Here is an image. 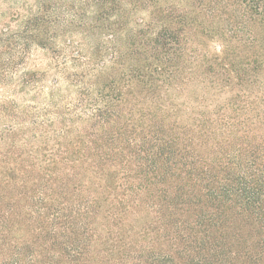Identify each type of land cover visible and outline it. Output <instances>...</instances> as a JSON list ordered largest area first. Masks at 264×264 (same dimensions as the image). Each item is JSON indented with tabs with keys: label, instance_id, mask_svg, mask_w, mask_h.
I'll list each match as a JSON object with an SVG mask.
<instances>
[{
	"label": "trees",
	"instance_id": "trees-1",
	"mask_svg": "<svg viewBox=\"0 0 264 264\" xmlns=\"http://www.w3.org/2000/svg\"><path fill=\"white\" fill-rule=\"evenodd\" d=\"M108 1L0 0V166L18 171L0 177V264H264V138L249 136L253 118L264 125V0H189L199 6L181 19L166 8L160 28L128 10L123 29L125 4ZM197 19L217 28L209 41L249 29L258 70L234 73L225 44L200 73L185 45ZM180 73L235 92L230 106L165 123ZM66 124L81 125L82 210L70 158L48 152L42 170L9 160L16 130Z\"/></svg>",
	"mask_w": 264,
	"mask_h": 264
},
{
	"label": "rangeland",
	"instance_id": "rangeland-1",
	"mask_svg": "<svg viewBox=\"0 0 264 264\" xmlns=\"http://www.w3.org/2000/svg\"><path fill=\"white\" fill-rule=\"evenodd\" d=\"M125 5H121L123 9L122 16L120 19V28H130L129 25L126 26V21H130V16H128V10H136V16L144 18V20L149 21L151 23L150 28H160L166 22L164 21L165 15L161 12L166 8H171L173 11V16L176 18L179 17L181 19V7H185L186 4H194V6H199L197 3H193V1L189 0H120ZM10 1H4L3 7L6 8ZM21 2V1H20ZM192 2V3H191ZM112 4L113 2L108 1V4ZM119 0L115 4L118 5ZM21 4V3H20ZM108 8L110 6L108 5ZM111 9V8H110ZM108 9V11L110 10ZM185 9V8H184ZM191 9V8H188ZM199 17H201V13H199ZM156 16V17H155ZM154 19V20H153ZM152 20V21H151ZM201 21L199 19L196 22H193L191 28H188V33L186 34L185 45L190 54H193L195 50L200 51L196 52L190 57L194 56L201 67L199 72L201 73L203 69L210 67V55L208 54V50L217 52L220 47L228 46L229 54H230V63L234 70V73L238 72L240 74L248 73L250 71L258 70L254 65L248 60H252V52L248 50V46L246 45L250 40V32L249 29L242 31L240 28H230V33L225 32V38L218 37L217 35L213 41H209V37L205 36L203 30L206 32H214L217 28L209 24V28H203L204 26L200 24ZM214 24V23H213ZM175 28H181L180 25H176ZM208 30V31H207ZM257 32L254 34L257 37L262 38V28H256ZM181 39V37H180ZM130 41V39H129ZM123 43L125 41L123 40ZM181 44V40H180ZM184 44V42H183ZM226 44V45H225ZM39 50L34 52L35 61L38 63H44V57L41 55ZM204 58H208L207 60ZM139 62L144 60V56H139ZM198 63V62H197ZM188 67H193L192 65H188ZM212 68V67H211ZM190 70V69H189ZM210 71V70H209ZM205 73V72H204ZM207 74V73H205ZM264 73L262 72L263 75ZM190 81L181 84V73L179 74V78L175 82L173 88H171L170 94L165 101V105L170 112V116L165 119V123L170 124L171 126L174 123L179 127L181 123H186L188 120V114L192 112L203 113V112H211L214 111L218 106H224L228 99L224 102L225 98H230L235 95V92H231L230 95L228 93H219L215 94L212 92H208L202 85L199 83L197 79V75L195 73L189 74ZM250 87V86H249ZM252 89V87H250ZM264 90V87H262ZM135 94H141L137 90H134L132 97L130 98L129 104H135L134 96H138ZM264 95V94H263ZM259 98H262L261 95H258ZM133 99V100H132ZM223 102V103H222ZM220 105V106H219ZM261 107H264V104H259ZM226 108L230 106V103L225 105ZM216 108V110L218 109ZM128 108L124 106L123 110H127ZM181 110L184 113L183 118L181 115ZM182 118V119H181ZM264 118V117H263ZM252 122L258 125L253 126L252 128L255 131L249 136L264 138V125H259L258 122H262V119L257 121L256 118L252 119ZM81 128V125L78 124L76 126H72L66 124L65 126L55 125L52 128L46 127H36L30 129L20 128V130H16V135L10 139L8 142L12 145V149L14 154L9 156V160L13 161L16 166L30 167L33 169H41L42 170V160H46L47 155L49 157L48 152L54 153L52 157L55 158L54 164L61 165V162L64 161V158H70L67 171L68 177L66 178L68 181L67 187H69V201L70 203L76 207V209L82 210L84 206V191L86 189L87 183L85 178V167L81 163L83 158L82 149L79 146V143L75 137V130ZM14 146V147H13ZM11 147V146H10ZM9 148V147H7ZM67 148V151L65 150ZM84 154V153H83ZM10 164V163H9ZM1 165L0 166V177L3 174V177L6 173H12L13 171L18 172L16 167H13L11 164ZM51 170L50 167L48 168Z\"/></svg>",
	"mask_w": 264,
	"mask_h": 264
}]
</instances>
